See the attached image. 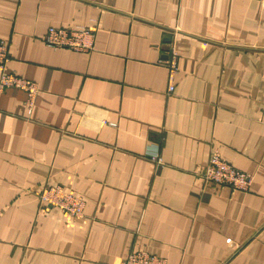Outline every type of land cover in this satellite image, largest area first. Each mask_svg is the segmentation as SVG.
Wrapping results in <instances>:
<instances>
[{"label": "crops", "instance_id": "obj_1", "mask_svg": "<svg viewBox=\"0 0 264 264\" xmlns=\"http://www.w3.org/2000/svg\"><path fill=\"white\" fill-rule=\"evenodd\" d=\"M83 26L88 50L53 47ZM0 264H264V0H0ZM178 52L174 89L165 63ZM219 149L248 191L202 176ZM86 199L67 225L39 191Z\"/></svg>", "mask_w": 264, "mask_h": 264}, {"label": "built area", "instance_id": "obj_2", "mask_svg": "<svg viewBox=\"0 0 264 264\" xmlns=\"http://www.w3.org/2000/svg\"><path fill=\"white\" fill-rule=\"evenodd\" d=\"M44 40L53 47H69L74 50H88L93 45V33L83 26L58 27L48 29ZM10 49L8 42L0 40V87H17L25 90L27 103L32 105L39 87L28 78L11 71L8 67ZM165 63L170 71L169 91L174 89V75L178 70V52L173 45L168 46ZM202 176L213 184L227 186L234 190L248 191L253 183V175L235 167L219 149H214ZM41 201L46 205L60 209L67 225L75 226L87 221L85 213L86 199L73 189L63 185H45L40 191ZM49 207V206H48ZM120 264H168L167 259L144 249L131 250Z\"/></svg>", "mask_w": 264, "mask_h": 264}, {"label": "rangeland", "instance_id": "obj_3", "mask_svg": "<svg viewBox=\"0 0 264 264\" xmlns=\"http://www.w3.org/2000/svg\"><path fill=\"white\" fill-rule=\"evenodd\" d=\"M3 89H5V88H3ZM43 187H44V186H43ZM43 187H42V188H43Z\"/></svg>", "mask_w": 264, "mask_h": 264}]
</instances>
